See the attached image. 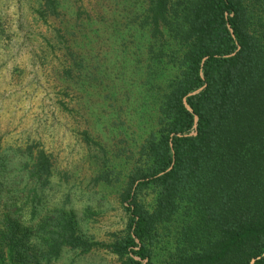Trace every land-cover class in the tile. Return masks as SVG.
I'll return each mask as SVG.
<instances>
[{
	"label": "trees",
	"instance_id": "trees-1",
	"mask_svg": "<svg viewBox=\"0 0 264 264\" xmlns=\"http://www.w3.org/2000/svg\"><path fill=\"white\" fill-rule=\"evenodd\" d=\"M55 2L46 0L53 13ZM139 4L147 66L152 73L162 64L170 77L158 86L155 126L123 174L125 233L107 247L121 264H157L159 246L166 251L159 264H264V0ZM27 155L9 177L12 161L0 150V183L15 182L40 203L36 187L49 185L51 163L42 150ZM148 190L154 200L145 207ZM5 219L11 264H37L19 254L22 237ZM51 233L55 254L83 244L70 219Z\"/></svg>",
	"mask_w": 264,
	"mask_h": 264
},
{
	"label": "rangeland",
	"instance_id": "rangeland-1",
	"mask_svg": "<svg viewBox=\"0 0 264 264\" xmlns=\"http://www.w3.org/2000/svg\"><path fill=\"white\" fill-rule=\"evenodd\" d=\"M140 1L56 0L53 13L46 0H0V150L11 171L38 150L52 167L46 189L36 187L40 203L9 185L15 182L0 183L5 264H11L6 217L16 223L24 259L121 264L107 246L126 230L123 174L155 126L158 86L170 77L162 64L151 73L142 54ZM11 198L18 203L9 204ZM140 200L149 207L154 194L148 190ZM67 219L83 244L55 254L51 232ZM154 252L159 264L166 251Z\"/></svg>",
	"mask_w": 264,
	"mask_h": 264
}]
</instances>
